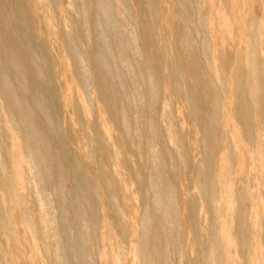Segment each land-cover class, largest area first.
Segmentation results:
<instances>
[{
    "label": "bare ground",
    "instance_id": "bare-ground-1",
    "mask_svg": "<svg viewBox=\"0 0 264 264\" xmlns=\"http://www.w3.org/2000/svg\"><path fill=\"white\" fill-rule=\"evenodd\" d=\"M0 264H264V0H0Z\"/></svg>",
    "mask_w": 264,
    "mask_h": 264
},
{
    "label": "rangeland",
    "instance_id": "rangeland-1",
    "mask_svg": "<svg viewBox=\"0 0 264 264\" xmlns=\"http://www.w3.org/2000/svg\"><path fill=\"white\" fill-rule=\"evenodd\" d=\"M253 7H255L254 5H253ZM252 7V9L254 10V8ZM253 10L251 11V9L249 10V13L250 14H253ZM56 20V19H55ZM56 23H58V21L56 22ZM232 31H234V30H232ZM234 35L235 36H237V31L235 30L234 31ZM220 37V36H219ZM111 40L113 39V37H111L110 38ZM220 39V38H219ZM222 44H218L216 47L219 49L220 48V46H221ZM167 92H168V90H167ZM188 111V108L187 107H183V112L184 113H186ZM23 187H24V192H26V194H27V192H28V188H29V186H28V183H27V185H26V183H24V185H23ZM195 191V190H194ZM197 191V190H196ZM195 191V192H196ZM197 193V192H196ZM48 202L50 203V204H48L47 206H49L48 207V210L49 211H51V213H53V214H55L56 215V210H55V208H56V198H55V195L53 194V192H52V190H49V193H48ZM52 195V196H51ZM51 196V197H50ZM136 196H138L137 198H138V201H137V204H139V199L141 198V194H137ZM54 202V203H53ZM53 204V205H52ZM51 205V206H50ZM56 223H58L59 222V217H57V219H56ZM45 252V251H44ZM42 252L41 253V256H39V258L41 259V260H46V261H48L49 260V258H48V254L45 252ZM52 253V251L50 252V254ZM42 257H43V259H42ZM173 258L175 259V261H177L178 259L175 257V255L173 256Z\"/></svg>",
    "mask_w": 264,
    "mask_h": 264
}]
</instances>
